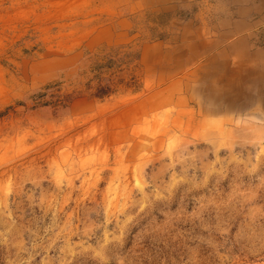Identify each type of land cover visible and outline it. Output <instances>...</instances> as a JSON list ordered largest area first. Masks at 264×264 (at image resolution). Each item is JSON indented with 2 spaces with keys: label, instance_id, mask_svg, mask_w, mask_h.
<instances>
[{
  "label": "rangeland",
  "instance_id": "rangeland-1",
  "mask_svg": "<svg viewBox=\"0 0 264 264\" xmlns=\"http://www.w3.org/2000/svg\"><path fill=\"white\" fill-rule=\"evenodd\" d=\"M0 264H264V0H0Z\"/></svg>",
  "mask_w": 264,
  "mask_h": 264
}]
</instances>
